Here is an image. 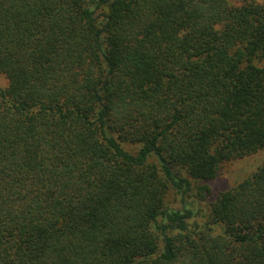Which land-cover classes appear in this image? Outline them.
I'll return each instance as SVG.
<instances>
[{"label": "trees", "instance_id": "obj_1", "mask_svg": "<svg viewBox=\"0 0 264 264\" xmlns=\"http://www.w3.org/2000/svg\"><path fill=\"white\" fill-rule=\"evenodd\" d=\"M0 75V264H264V6L0 0Z\"/></svg>", "mask_w": 264, "mask_h": 264}, {"label": "rangeland", "instance_id": "obj_2", "mask_svg": "<svg viewBox=\"0 0 264 264\" xmlns=\"http://www.w3.org/2000/svg\"><path fill=\"white\" fill-rule=\"evenodd\" d=\"M228 3L234 6H239L246 1H255L260 5L264 6V0H227ZM181 37L186 35V32L183 30L178 31ZM8 85L7 79L5 76L0 75V89H5ZM122 147L124 150L134 154L136 153L138 147L136 145H131L128 143H123ZM264 159V149L259 152L245 157L243 159L234 160L226 162L221 165L216 177L208 183L210 188V195L208 197V203H210L216 196L233 186H235L240 180L251 174L263 161ZM166 205L171 208H178L179 203L177 196L172 192H169L165 198Z\"/></svg>", "mask_w": 264, "mask_h": 264}]
</instances>
